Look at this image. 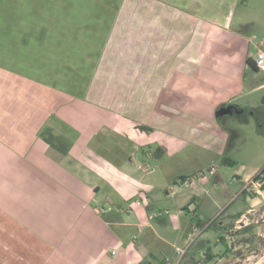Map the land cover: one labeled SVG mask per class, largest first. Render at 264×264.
Instances as JSON below:
<instances>
[{
    "label": "crops",
    "instance_id": "obj_1",
    "mask_svg": "<svg viewBox=\"0 0 264 264\" xmlns=\"http://www.w3.org/2000/svg\"><path fill=\"white\" fill-rule=\"evenodd\" d=\"M194 3L122 0L114 24L83 28L89 66L77 72L68 42L57 45L65 50L59 68L58 57L42 59L44 51L52 53L51 43L25 63L29 71L22 61L16 71L0 65V234H8L6 263L16 249V264H163L157 252L169 243L152 224L156 185L139 171V165H149L139 156L175 154L191 143L223 155L230 134L216 112L245 94L247 72H255L249 37L232 30L221 8L204 16L202 3ZM44 73L55 76L52 84L40 79ZM234 105L236 111L226 116L250 110ZM187 177L178 176L177 186L164 191L184 202L182 210L197 212V182L185 192ZM159 219L166 223L165 215ZM132 230L143 238L128 234ZM225 243L226 257L211 247L217 259L210 264L230 261L235 247ZM202 251H189L183 263L194 264ZM251 256L233 264L262 263Z\"/></svg>",
    "mask_w": 264,
    "mask_h": 264
},
{
    "label": "rangeland",
    "instance_id": "obj_2",
    "mask_svg": "<svg viewBox=\"0 0 264 264\" xmlns=\"http://www.w3.org/2000/svg\"><path fill=\"white\" fill-rule=\"evenodd\" d=\"M165 1L173 3L179 0ZM193 1L195 7H199L196 3H202L200 8L204 16L215 15L218 8L229 15L232 30L249 37L255 59V45L264 42V0ZM121 3L122 0H0V65L16 71L21 69L22 61V68L29 71V63L32 64L35 57L40 56L41 49L37 48L47 49L51 45L52 53L43 50L42 59L53 61L58 57L56 64L59 68L62 65L60 56L65 54V50L57 45L68 42L70 66L76 72L77 69H84L87 64L89 66L84 61L89 47H82L88 43V32L83 28L98 25L104 28L114 24L116 7ZM99 37L94 41L96 45L101 43ZM55 46L60 50H56ZM247 75L245 94L234 104L249 106L250 110L244 116L235 114L221 119L222 125L228 129L225 132L230 134L223 155H212L191 143L175 154L166 151L163 156L156 154L149 159L142 153L139 156L140 163L143 160L149 163L144 168L139 165V171L148 175V179L156 185L151 194L152 224L155 232L164 235L169 243L162 244L164 252H157V257L162 261L167 256L176 260L174 246H186L188 234L201 219L205 229L189 251L198 254L212 247L218 253L216 256L226 257V241L231 248L232 245L235 247V251L230 254V261L222 264H233L237 258L243 260L246 255H253L252 261L263 260L261 264H264V189L260 184H253L254 178L264 169V73L249 70ZM39 77L48 84H52L55 78L47 73ZM223 158H230L236 164H225ZM211 168H215L214 175L209 172ZM195 175L197 184L193 189L198 198V210L188 213L180 207L184 205L182 200L176 202L174 198L168 199L164 190L168 188L171 191L177 186L175 181L181 180L178 176ZM191 187L185 186V192ZM245 190L247 192L243 193ZM237 212L240 213V220L236 222L234 215ZM159 213H164L166 223L160 222ZM147 232L154 234L149 230ZM128 234L143 238L136 230ZM7 236L0 234V264H9L6 263L8 254L4 253V248L8 252L10 249ZM218 240L222 242L216 244ZM12 250L16 253V249ZM15 253L11 256L13 260L10 264L18 261L19 255Z\"/></svg>",
    "mask_w": 264,
    "mask_h": 264
},
{
    "label": "built area",
    "instance_id": "obj_3",
    "mask_svg": "<svg viewBox=\"0 0 264 264\" xmlns=\"http://www.w3.org/2000/svg\"><path fill=\"white\" fill-rule=\"evenodd\" d=\"M256 48V56L254 59V65L258 72L264 73V42L261 41L258 44L255 45ZM210 174H215V168L210 169ZM193 177H187L185 180H183L182 185L184 186H192L194 183ZM253 184L257 185L259 183L253 182ZM247 190V189H246ZM158 216H164V213H159ZM205 228L203 226H199L198 224H195L192 228V233L188 234L187 236V244L186 246L181 247L180 245L174 246L175 248V254H176V260L174 261L171 257L167 256L163 260V264H182L184 262L185 257L187 256L190 247L193 245V243L196 241V239L201 235V232ZM115 254V252H114ZM206 251H202L199 254L198 260L203 261L206 259Z\"/></svg>",
    "mask_w": 264,
    "mask_h": 264
},
{
    "label": "trees",
    "instance_id": "obj_4",
    "mask_svg": "<svg viewBox=\"0 0 264 264\" xmlns=\"http://www.w3.org/2000/svg\"><path fill=\"white\" fill-rule=\"evenodd\" d=\"M250 67L255 71L258 72L254 63H249ZM140 129L145 131V132H151L153 131L152 128H148L146 126H140ZM223 163L225 164H229V165H235L236 163L231 160L230 158H223L222 159ZM194 179H197V176H193ZM186 178H183L182 180H185ZM255 183H259L262 187V189H264V169L254 178L253 180ZM247 191L245 190L243 193H246ZM193 201V199H192ZM185 209H188L187 207H185ZM199 226L202 225V222L198 221L197 223ZM229 252V250H228ZM206 259L203 261L197 260L194 262V264H210L212 261H214L215 259V255L213 254V249L211 247H209L208 249H206Z\"/></svg>",
    "mask_w": 264,
    "mask_h": 264
},
{
    "label": "water",
    "instance_id": "obj_5",
    "mask_svg": "<svg viewBox=\"0 0 264 264\" xmlns=\"http://www.w3.org/2000/svg\"><path fill=\"white\" fill-rule=\"evenodd\" d=\"M234 111H236L235 105L228 104L216 112V117H224L226 115L233 114Z\"/></svg>",
    "mask_w": 264,
    "mask_h": 264
}]
</instances>
